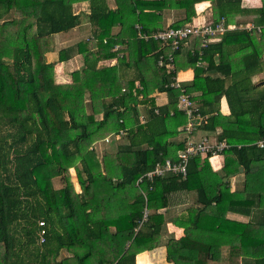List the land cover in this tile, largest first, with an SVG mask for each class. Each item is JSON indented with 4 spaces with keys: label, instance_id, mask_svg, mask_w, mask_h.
I'll return each instance as SVG.
<instances>
[{
    "label": "trees",
    "instance_id": "trees-1",
    "mask_svg": "<svg viewBox=\"0 0 264 264\" xmlns=\"http://www.w3.org/2000/svg\"><path fill=\"white\" fill-rule=\"evenodd\" d=\"M201 1L115 0L111 9L106 0H0V128L8 129L0 133V264H136L137 255L159 246L166 228L159 211L174 203L176 193L192 192L194 205L169 219L183 236L166 240V261L239 264L240 258L241 264H264V209L257 222L226 217L249 214L253 199L264 208V145H256L264 138V91L251 95L264 51V0L257 24L243 25L235 18L250 11L240 8L241 0H208L212 22L235 28L205 47L197 37L181 41L172 54L175 72L166 58L169 48L140 38L135 29L151 36L184 28ZM83 2L94 29L54 49V35L77 27L74 8ZM172 10H182L184 18L163 27L161 15ZM247 24L260 31L246 30ZM75 56L81 65L70 72L71 83L56 84V66ZM189 68L193 79L180 87L204 118L192 136L221 126L217 140L233 146L222 154L221 175L211 170L208 157L195 156L185 177L150 179L146 174L156 163L177 162L185 147L186 116L177 108L181 91L169 85ZM160 94L166 97L162 105L156 101ZM222 97L228 117L218 110ZM100 142L108 150L99 159L91 144ZM240 167L245 188L234 193L223 178ZM251 179L257 181L253 190ZM62 251L68 256L61 257Z\"/></svg>",
    "mask_w": 264,
    "mask_h": 264
},
{
    "label": "crops",
    "instance_id": "crops-1",
    "mask_svg": "<svg viewBox=\"0 0 264 264\" xmlns=\"http://www.w3.org/2000/svg\"><path fill=\"white\" fill-rule=\"evenodd\" d=\"M107 4L109 6V8L114 9L116 7V3L115 0H106ZM262 7V1L261 0H241L240 2V8L241 9H248V11L250 12H246L243 13L239 16H237L235 18V21L238 22V24H245V23H249V24H257L256 20H258V10ZM212 3L211 1L205 0V1H201L199 3H196L194 5V12L195 15L192 18L191 23H202V22H211L212 21ZM74 12L75 14H78L79 16V23L77 25V27H75L72 31L68 32L69 37L67 39H65L64 41H60L61 44L66 43L67 41H70L71 38L75 39L72 40L68 45H63L62 47H67L79 40H81L82 38H86L87 36L90 35L91 31L94 29V26H90L88 23V19L87 16L89 14V7H88V3L87 2H83L79 5H76L74 8ZM145 13H151L154 12V10H144ZM158 14V13H157ZM162 26L163 27H169L172 26L173 24L181 21L184 18V13L182 10L180 11H165L162 15ZM87 19V20H86ZM86 20V21H85ZM82 21L84 23H82ZM87 25L84 26L86 28V30H83L82 26L83 25ZM237 24V23H235ZM79 33V34H78ZM81 34V35H80ZM77 35H80L79 37ZM53 37H56V35H54ZM219 38V37H218ZM216 38V40L212 41L211 43H216L219 41V39ZM190 46L188 45V48ZM59 48V49H60ZM187 45L184 47V50H188ZM214 61H216L217 63V58L216 56L214 57ZM261 69L258 73H256V75H254L252 77V83L255 84L256 86V90L251 94L252 97L257 96L258 92L260 91H264V51L262 53L261 56ZM114 63V61H111L109 64L112 65ZM215 63V64H216ZM204 67H206V63H204ZM81 62H80V57H73L70 61H68L67 63H63V64H59L56 67L60 66L62 67V73L61 75H58L57 77L59 78L55 83L56 84H69L71 83V76H70V72L72 70H74L77 67H80ZM177 77L180 80L181 83H187L190 82L193 79V71L192 69H186V70H180L177 73ZM211 76H217L218 73H208ZM131 75V74H130ZM156 101L158 105H162L164 103H166V97L164 94H160L156 96ZM242 107H240L239 110H241ZM218 110L219 113L221 114V116L223 117H228L230 114V109H229V105L226 101L225 97H222L220 99L219 102V106H218ZM253 117V115H252ZM256 118V117H254ZM261 124L262 126H264V117L261 119ZM222 128L221 126H217L216 128L210 130V131H204L203 129H201V131H198L197 133H200L199 135H194L193 138L194 140H198L202 137H211L214 139H217L221 133H222ZM182 135H178V137L176 139H174V141H179L181 139ZM99 144V143H98ZM201 159H205V158H201ZM209 165L211 170L216 173L221 175L222 174V167L224 164V155H220L216 158H212L210 160H208ZM241 169V170H240ZM244 170L242 167H240L238 169V172L234 175H228L225 178L227 179L226 182H229V188L231 192L234 193H242L244 191L245 188V176H244ZM264 177V176H263ZM223 178V179H225ZM252 180V179H251ZM251 186L250 188L254 187V184H257V181H253L250 183ZM259 184V183H258ZM77 188H78V192H79V187L76 184ZM262 189H264V184L262 185ZM257 190H260V187H257ZM173 202L167 209H162L159 212L162 213L165 216V221H166V225H165V230L162 232L161 234V241L159 243V246L156 247L155 249H153L152 251H145L139 255H137V258L142 257L141 258V264H172V263H168L165 259V247H164V243L166 242V240L173 236L175 239H179L183 236V230L179 227L174 226L171 222H169L170 217H174L176 216L179 212H181L183 209L194 205L195 203V199L196 196L195 194L192 193H187L185 195H182L180 193H176L175 195L172 196ZM263 207L262 208H258L256 207V200L253 199V203L250 205V209L245 210V212L249 211V214H239V213H227L226 217L229 220L241 223V224H245V223H249V222H257L261 217H262V213H263ZM167 215H170V217H168ZM225 251L228 249L226 247ZM223 248V249H224ZM136 258V259H137ZM236 261L239 262V264H241V259L240 258H236ZM136 264H138V259ZM208 264H215L213 262H209ZM217 264H221V263H217Z\"/></svg>",
    "mask_w": 264,
    "mask_h": 264
},
{
    "label": "built area",
    "instance_id": "built-area-1",
    "mask_svg": "<svg viewBox=\"0 0 264 264\" xmlns=\"http://www.w3.org/2000/svg\"><path fill=\"white\" fill-rule=\"evenodd\" d=\"M234 26H225L223 20L218 23L202 22V23H191L188 26L180 29H166L162 32L154 33L151 36L140 33V27L135 25V29L138 31L139 37L148 40L150 37L154 40L161 41L163 46L168 47L170 52L167 55V60L170 66V71L175 72L172 68L173 62V52L178 49L179 43L189 37H197L201 40V47H205L208 43L216 40V38L223 32L234 29ZM246 30L256 29L260 31V27H254L252 25L243 26ZM162 57L158 61V66L163 65ZM172 82L169 87L174 89H179L181 94L178 96L177 108L179 111L183 112L186 116V124L182 127V132L186 137V144L182 151L178 152V161L172 162L171 159H165L162 162L156 163L154 169L146 174L148 178L164 177L166 174L182 175L186 176V167L189 159L195 156H200L201 158L208 157V160L216 158L223 154V152L229 150L233 145L227 143L225 140L218 141L217 139L211 137H202L198 140H194L192 134L196 130V127L200 122H203L204 118L199 114H196V109L193 108V103L190 100L189 95L184 93V90L180 87V80L177 75L172 77ZM109 137L104 139L108 142ZM259 148L264 145V138L257 142L256 144ZM242 146L238 145L236 148L240 149ZM140 181V180H139ZM144 214L143 217H145ZM43 223H39L42 226ZM42 233V232H41Z\"/></svg>",
    "mask_w": 264,
    "mask_h": 264
},
{
    "label": "rangeland",
    "instance_id": "rangeland-1",
    "mask_svg": "<svg viewBox=\"0 0 264 264\" xmlns=\"http://www.w3.org/2000/svg\"><path fill=\"white\" fill-rule=\"evenodd\" d=\"M14 15V12H10V14L8 15L9 17H12ZM87 20V19H86ZM85 20V21H86ZM84 21V22H85ZM83 21H82V23H84ZM84 26H86L87 27V25L85 24V25H83L82 26V28H83V30H86V28L84 27ZM87 31V30H86ZM79 34V33H78ZM81 35V34H80ZM80 35H77L78 37L80 36ZM69 37V34L68 33H61V34H57L56 35V37H53V47H54V49H59L61 46H63V45H68L72 40H75V39H73V38H71V40L70 41H67L66 43H63V44H61V42L60 41H64L65 39H67ZM83 39H85V37L83 38ZM62 71V67H60V66H58V67H56L55 68V71H54V81L56 82L59 78L57 77L58 75H61V72ZM6 132H8V129L7 128H4V127H2V128H0V133L1 134H6ZM200 133H196V135H199ZM110 139V138H109ZM105 143V142H104ZM91 147H94V149L97 151V153H98V157H99V159H100V156H101V153L104 151V150H108V147L107 146H105L104 144H103V146H102V142H100L99 144L98 143H95V144H91ZM70 172V176H71V180H72V182H73V191L75 192V193H78V188H77V186H76V178H75V173H74V171L73 170H71V171H69ZM168 217H170V215H167ZM66 256H68V254L66 253V252H64V251H62L61 252V257H66ZM138 259V258H137Z\"/></svg>",
    "mask_w": 264,
    "mask_h": 264
},
{
    "label": "water",
    "instance_id": "water-1",
    "mask_svg": "<svg viewBox=\"0 0 264 264\" xmlns=\"http://www.w3.org/2000/svg\"><path fill=\"white\" fill-rule=\"evenodd\" d=\"M240 170H241V169H240ZM226 180H227L226 178H225V179H223V182H226Z\"/></svg>",
    "mask_w": 264,
    "mask_h": 264
}]
</instances>
